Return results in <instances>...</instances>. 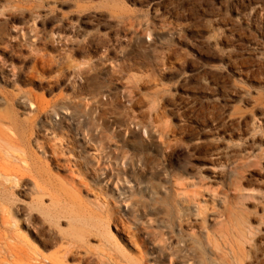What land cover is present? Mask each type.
<instances>
[{"label": "rangeland", "instance_id": "rangeland-1", "mask_svg": "<svg viewBox=\"0 0 264 264\" xmlns=\"http://www.w3.org/2000/svg\"><path fill=\"white\" fill-rule=\"evenodd\" d=\"M0 94L16 142L13 157L0 146V171L27 168L25 183L49 181L58 197L44 199L35 232L0 211L18 264H48L60 238L75 245L65 264H168L154 244L202 222L191 214L180 232L175 194L207 206L209 229L227 200L245 231L237 259L193 241L200 264H264V127L253 136L245 124L264 126V0H0ZM252 141L247 160L216 157ZM8 196L28 201L18 186ZM53 209L64 222L42 225Z\"/></svg>", "mask_w": 264, "mask_h": 264}, {"label": "bare ground", "instance_id": "bare-ground-1", "mask_svg": "<svg viewBox=\"0 0 264 264\" xmlns=\"http://www.w3.org/2000/svg\"><path fill=\"white\" fill-rule=\"evenodd\" d=\"M18 101H22L23 97L17 95L15 97ZM8 97L0 94V101H7ZM264 109V106H263ZM11 126L16 123V117L11 116L7 121ZM247 125L246 133L252 134L255 136L258 129L263 128L259 122H256L255 119H251L249 123L245 122ZM235 134V133H234ZM2 143H5L7 150H4L5 153L11 157L13 154L10 153V148H15L16 143L13 138L6 132L5 129L0 127V146ZM255 141H252L247 147H244L243 144H236L232 146H226V151L217 153L216 157L225 158L230 160L231 158H238L241 160H247L253 154H256L254 151ZM217 149V146H214ZM258 151H261V147L257 148ZM213 151V150H212ZM255 156V155H254ZM257 156V155H256ZM16 158V157H15ZM221 161V160H220ZM223 161V159H222ZM215 162V161H214ZM220 166L223 168V163H220ZM34 163H30L28 168L33 170ZM28 169L24 167H15L11 172H1L0 171V211L2 213L10 214L11 218H16L19 215L22 216L23 225L25 226L28 232H35L37 229V214L36 212L43 213L47 207L44 205V199L48 198L50 204H54L58 197L56 195L57 190L52 187L49 181L40 183L37 180H30L25 183L26 171ZM211 171V170H210ZM218 174V173H217ZM180 174H175L173 177V185L184 186L185 184L180 183L181 181ZM20 187L24 192V196L28 198V201H19L11 200L8 196V190L14 187ZM188 186H190L188 184ZM191 186H196V183H192ZM209 186V184H208ZM199 190V189H198ZM61 200L65 201V205H69V197L66 193H60ZM196 196V195H195ZM194 196V197H195ZM211 197V196H210ZM193 197H183L175 194L172 198V208L171 212L173 216L174 223L178 226L180 232H182L183 222H187L191 217V214L194 217L202 216V222L195 223L199 227V234H189L185 238L169 242V245H160L154 244L155 248L162 254V256L167 260L168 264H200L199 251L195 248L194 242L199 244V247H204L210 251H227L231 252L234 259H237V256L245 251L244 242L246 240L245 231L239 224L235 223L230 215L231 209L229 207L228 201H222L220 208L215 210L213 213L216 219H219L216 226L211 227L210 229L205 226L207 221V212L208 208L206 205H201L200 202H196ZM211 202V201H209ZM66 205V206H67ZM145 205L141 200H135L133 202L134 214L139 215L141 212H145ZM48 209V208H47ZM44 210V211H43ZM64 210V209H63ZM212 211V210H211ZM46 218L42 225L47 222L49 226L59 225L60 221L64 222L66 215H60L55 209L48 210L44 213ZM67 214V213H65ZM81 219V218H80ZM70 220V218H69ZM10 221V219H8ZM88 222V221H87ZM234 222V223H233ZM9 223V222H8ZM3 224V225H2ZM150 220H148V225ZM0 227L8 231V228L5 226V223L0 222ZM189 228V227H188ZM6 236L3 233H0V250L5 247L1 258L4 260V253L7 252L8 256L11 258L12 263L18 264V262H23L25 260V252L21 247L16 245L10 246L8 243H5V246L1 244ZM62 244H65L67 247H64L62 250H59L58 253L61 255H54L50 257H42L40 262L47 261L48 264H65V257L73 251L75 245L71 240L67 238H60ZM57 240V239H56ZM167 240V239H166ZM169 240V239H168ZM194 241V242H193ZM166 243V242H165ZM198 247V248H199ZM200 249V248H199ZM1 252V251H0ZM75 252V251H74ZM197 254V256H196ZM197 258H196V257ZM195 257V258H194ZM3 260H0L2 262Z\"/></svg>", "mask_w": 264, "mask_h": 264}]
</instances>
